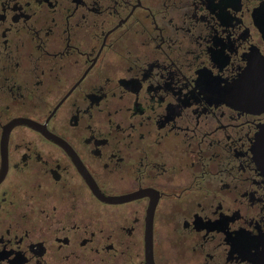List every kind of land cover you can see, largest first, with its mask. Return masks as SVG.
Returning a JSON list of instances; mask_svg holds the SVG:
<instances>
[{"label": "flooded vegetation", "instance_id": "obj_1", "mask_svg": "<svg viewBox=\"0 0 264 264\" xmlns=\"http://www.w3.org/2000/svg\"><path fill=\"white\" fill-rule=\"evenodd\" d=\"M264 0H0V264H264Z\"/></svg>", "mask_w": 264, "mask_h": 264}, {"label": "water", "instance_id": "obj_2", "mask_svg": "<svg viewBox=\"0 0 264 264\" xmlns=\"http://www.w3.org/2000/svg\"><path fill=\"white\" fill-rule=\"evenodd\" d=\"M224 97L226 101L247 109L264 110V70H246L226 89ZM257 145L264 159V133Z\"/></svg>", "mask_w": 264, "mask_h": 264}]
</instances>
